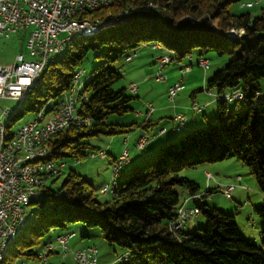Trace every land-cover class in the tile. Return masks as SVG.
Masks as SVG:
<instances>
[{
  "label": "trees",
  "instance_id": "trees-1",
  "mask_svg": "<svg viewBox=\"0 0 264 264\" xmlns=\"http://www.w3.org/2000/svg\"><path fill=\"white\" fill-rule=\"evenodd\" d=\"M241 1L115 0L107 8L86 13L90 19L107 21L122 14L127 20L81 38L48 65L30 88L28 100L19 105L23 109L13 111L8 125V132L13 135L21 120L34 118L43 109L54 111L89 54L95 53L101 62L82 88L87 97L78 113L90 123L73 124L48 142L51 156L65 168L69 159L79 165L101 152L87 141L89 138L127 136L137 128L148 134L155 125L147 121L131 125L107 122L113 114L123 116L132 110L134 97L127 89H114L122 78L115 64L141 47L160 45L161 51L176 63L186 61L188 56L202 59L209 52L229 56L228 65L207 80L202 91L206 87L222 95L240 90L244 99L216 101V124L191 130L174 142L160 145L157 152L143 157L138 152L131 154L128 148L130 159L125 165L133 166L121 180L125 165L122 167L114 176L115 183H108L109 192L104 193L108 184L101 187V193L110 194L105 200L92 180L74 170H69L58 184L64 168L44 186L42 196L30 204L29 228L25 235L23 231L18 235L19 241L11 246L8 258L21 260V264L26 263L24 259L38 262L49 240L66 233L75 236L73 227L82 225L87 230H98L108 245L128 254L122 264H264V228L263 244L259 246L243 235L234 214L205 202L208 193L218 190L211 192L210 188L200 199L193 198L201 194V188L184 175L187 169L237 158L257 180L263 195L259 213L264 219V11L254 18L249 13H232L230 6ZM232 30L238 32L237 36L229 35ZM231 103L235 104V111H230ZM241 103L246 109L238 108ZM108 155L106 151V158L96 157L107 160ZM117 158L110 160L111 165ZM178 188L187 189L190 197L182 201ZM186 201L188 206L192 201L191 206L199 207L206 225L191 232L182 228L173 232L170 225ZM85 233L83 236L89 237V232ZM116 255L117 260L121 255Z\"/></svg>",
  "mask_w": 264,
  "mask_h": 264
},
{
  "label": "rangeland",
  "instance_id": "rangeland-1",
  "mask_svg": "<svg viewBox=\"0 0 264 264\" xmlns=\"http://www.w3.org/2000/svg\"><path fill=\"white\" fill-rule=\"evenodd\" d=\"M249 3L253 4V6H247ZM229 10L235 14L249 13L253 18L259 17L264 11V0H242L241 2L232 4ZM29 36L30 30L25 29L8 40H0V66L13 65L19 54L24 55L26 61L33 60V58L29 56V51L27 50ZM230 36L233 37V35ZM159 53L166 55V53H163L160 49L155 50L152 45L144 46L131 53L133 56L131 62H127L126 58L123 57L115 64V68L119 71L122 78L116 83L114 89H127V92L131 94L134 99L130 103L132 109L130 112L123 116L113 114L108 118L107 122L120 125L143 124L146 122L147 104H152L155 109H158L152 116L153 121L156 120L158 122L148 129L151 142L141 151L136 148L134 149L133 142L130 146L131 153L137 151L143 157L152 152L154 153V151L157 152L160 145L174 142L191 130L206 127L208 124L217 123V103L207 96L211 105L208 104L210 105L209 107L205 105L207 109L205 108L202 112H196L192 109V93L195 90L202 89L205 82L210 80L217 71L226 67L230 60L229 56H219L214 52H209L202 59L193 57V69L183 78L186 89L179 93L174 102H171L169 100L168 90L171 85L180 79L181 74L179 69L181 66L180 63L171 62L164 70V74L167 75L168 80L165 82L156 81L153 75L157 71L155 60ZM57 58H60V55ZM200 60L208 61L210 68L205 70L203 66H199L198 63ZM100 62V58H97L95 53L89 54L82 66L84 74L80 80L81 85L85 86L90 82L93 72ZM131 84L138 86L139 90L137 93L129 89ZM261 86L264 88V79L261 81ZM198 96L203 98L202 93H198ZM208 101L199 103L205 104ZM0 108L9 109L13 112L18 108L22 110L23 106H19V103L15 100H0ZM238 108L246 109V105L241 103ZM229 109L230 111H235V104L231 103ZM139 113L142 117L139 116ZM178 113H182L187 117L186 125L181 132L175 131L176 123L174 122V117ZM25 120L26 119L21 120L20 124H23ZM162 128H165L166 131L160 134ZM130 134L134 135L135 132ZM163 134L165 135L161 138ZM124 136L125 135L110 137L100 136L89 138L87 141L92 146L100 148L101 151L106 152L109 148L116 151L121 146V140ZM152 155L149 156L147 160L153 157ZM108 160L109 159L102 160L99 157L93 159L87 158L83 160L81 164L75 165V160L69 159L66 162L68 166H66L62 176L59 178L58 184H61L69 170H74L83 175L88 173L89 179L92 180L95 185L94 188L99 193L101 199L105 200L110 198V194L104 196L99 190L103 185L110 183L111 174L113 175V165L110 166ZM132 166L133 163L124 166L120 177L121 180ZM206 173L213 175L220 186L214 182V178L207 180ZM184 175L201 187V193L206 190L208 183L209 187L215 185V189L218 190V192L213 193L212 196L207 194L204 198L205 202L227 214H234L236 216L237 225L243 235L247 239L252 240L255 244L262 246L263 242L261 235L264 228V219L261 217L259 210L263 209V195L259 190L255 176L244 163L237 158H231L221 162L206 163L194 169H187L184 171ZM238 177L241 179L237 181L236 179ZM232 183H235L238 188L233 191L232 197L228 198L223 189L224 186ZM178 191L180 192L182 201L190 197V193L187 189L178 188ZM30 210L31 206H28L26 208L28 219L31 217ZM29 224L30 222H28L23 230V235L26 234ZM205 225V218L203 215H199L188 220L181 230L191 232L203 228ZM186 226L187 228H185ZM73 230L76 232L74 238L70 241V246L73 251L96 246L98 248L99 260H101L103 256L105 257L106 254L109 257L116 256V254H123L119 247L108 245L98 230H87L86 227L82 225L73 227ZM85 231L89 232V237H83ZM18 237L19 236L16 237V242L19 241ZM32 237L31 235V238ZM67 258L68 259L63 258L60 251H57L56 255L52 254L49 256L48 264H74L70 263L69 257ZM71 258H73L72 255ZM24 263L36 264L37 262L24 259ZM4 264H21V260L14 262L13 257L10 256Z\"/></svg>",
  "mask_w": 264,
  "mask_h": 264
},
{
  "label": "built area",
  "instance_id": "built-area-1",
  "mask_svg": "<svg viewBox=\"0 0 264 264\" xmlns=\"http://www.w3.org/2000/svg\"><path fill=\"white\" fill-rule=\"evenodd\" d=\"M63 0H0V40H8L21 30H30V36L27 44L29 56L32 61H26L22 54L17 55L15 63L10 66H0V100H15L24 94V87L28 79H38L41 63L50 60L52 53L56 49H62L63 42L69 38L75 30H89L94 26H84L79 19L80 9H89L95 11L98 5H111L115 0H74L72 10L68 14H60V3ZM249 3L247 6H252ZM107 22H101V25ZM237 36V34H231ZM155 50H161L159 46L152 45ZM133 56L126 58L127 62H131ZM172 62V57L168 54H160L156 59L157 71L153 75L158 82L168 80L164 70ZM199 66H203L205 70L210 68L209 62L200 60ZM181 74L180 79L171 85L168 90L169 100L174 102L180 92L186 89L183 78L193 69V58L189 56L186 61L180 63ZM82 70L78 71L74 77V81H80ZM73 85V84H72ZM72 85L69 91L64 95L62 101L57 108L51 112L49 122L44 124V131H34V118L29 119L22 124L13 135H10V149H15L16 160H9L5 153H0V247L8 236L11 235V229L15 216H24L20 212V201L25 197H37L43 194L44 186L65 168V164L58 163L54 158L49 163V168H42V175L37 176V179H29V169L41 168L34 165V156L39 152L38 138H47L48 142L54 136L51 135V125H60V131L67 128V123L77 125H87L90 119H76V111L74 101H72ZM129 89L132 92H138L139 88L135 84H131ZM206 93L216 100V97H228L229 92L222 95L214 93L210 89L204 88ZM237 92L244 97L240 90ZM86 94L82 92L81 99L85 98ZM205 105L194 102L192 109L196 112H202ZM146 117L150 116L155 108L152 104H147ZM5 108H0V119L6 113ZM44 110V109H43ZM42 111V110H41ZM38 112L36 115H40ZM176 123L175 131L180 126H185L187 117L178 113L174 117ZM163 130L161 133H164ZM127 143V140L125 141ZM151 142L149 134H142L136 142L138 150L144 149ZM25 147H34L33 155L25 154ZM106 152H98L92 154L91 158L100 156L104 159ZM130 159V151L125 147L118 157L113 171V176H116L124 164V161ZM207 180L213 179L214 176L206 173ZM238 177L236 180H240ZM112 182V181H111ZM214 182L220 186L215 180ZM238 187L235 183L224 186V193L228 198L232 197L233 191ZM106 193V186L104 187ZM201 194H197L193 198L200 199ZM186 201L178 210L177 217L170 227L174 230H180L183 225L196 216L197 211H200L198 206H188ZM73 233L60 234L54 240H49L46 244V250L53 252L60 251L62 254H68L70 246V237ZM79 255V254H78ZM98 248L91 246L87 248V257H82L86 264H99ZM128 255L123 254L121 256ZM119 258V257H118ZM42 261L43 259H38ZM114 264V262L112 263Z\"/></svg>",
  "mask_w": 264,
  "mask_h": 264
},
{
  "label": "bare ground",
  "instance_id": "bare-ground-1",
  "mask_svg": "<svg viewBox=\"0 0 264 264\" xmlns=\"http://www.w3.org/2000/svg\"><path fill=\"white\" fill-rule=\"evenodd\" d=\"M74 6V0H63L60 3V14H68L69 10H72ZM109 7V5H98L97 9L95 11L104 9ZM251 7V6H249ZM90 11L89 9H80L79 10V19H81L82 24L84 26H94L91 27L89 30H75L74 33H71L69 35V38L66 39L65 42H63L62 49H56L53 51L52 56L50 60H47L43 63H41V67L39 69L38 73V79L42 75V73L46 70L48 65H50L59 55L65 53V51L72 46L75 42L80 40L83 37H91L98 33H100L105 26L108 25H117L120 22H124V20H127V18H122V14L119 15L118 19H109L107 21H104L100 18L90 19L89 17H86V13ZM128 14V12H126ZM101 22H107L101 25ZM237 34L235 30H232L229 32V34ZM241 34H243V31H240ZM235 37V36H233ZM162 48L160 45H155ZM189 57V56H188ZM84 72L82 71L81 78L83 76ZM38 79H28L26 81L25 87H24V94L18 98L17 102L19 105L24 104L28 100V92L30 88L33 86L34 82ZM81 80V79H80ZM83 85H81L80 81H73L72 85V101H74L75 111H76V119H81L78 115L80 104L82 102L81 95ZM87 96H85L86 98ZM222 99L223 101H228V97H216L215 102ZM229 99L231 101H241L244 99V97L241 96V94H237V92H229ZM206 107L203 108V111ZM12 111L7 109L6 113L2 116L0 119V153H5V156L8 157L9 160H16V153L15 149H10V134L8 132V125L11 120ZM51 118V112H45L44 110L41 111L40 115H36L34 118V131H44V124L46 122H49ZM26 123V121L24 122ZM23 123V124H24ZM74 123H67V127L73 125ZM186 125V124H185ZM185 126H180L176 131L181 132L182 129ZM60 132V125H51V135H56ZM38 145H39V152L34 156V165L35 166H41V168H34L29 169V179H37V176L42 175V168H49V163L54 158L51 156V150L48 146V140L47 138H38ZM25 154L26 155H33L34 154V147H25ZM106 158V155L105 157ZM118 159V158H117ZM117 161V160H116ZM129 162V159L124 161L123 166ZM115 164H113V171L115 169ZM122 166V167H123ZM121 167V170H122ZM112 183L114 184V180H112ZM111 183V185H112ZM110 184L106 185V193L110 191ZM209 183L207 184L206 190L202 193V196L205 195L209 190ZM42 194H39L37 197H25L20 201V212L24 213V216H15L13 227L11 229V235L5 238L3 241L1 247H0V264H4L5 260L8 258V253L11 248V246L14 244L16 237L24 230L28 223V217H27V211L26 208L30 206L32 202L37 201ZM201 214V211H197L196 216H199ZM170 229L173 232H176L178 230H174L173 227H170ZM74 238L73 236L70 237V241ZM52 250H46V247L40 252L38 259H43L45 262L44 264L49 263V255L52 253ZM79 254V255H78ZM72 255L73 259L76 261L77 264H86L85 260H82V257H87V248L79 249L77 251H73L71 247H68V254H62L63 258L70 257ZM128 260V255L120 256L117 260L114 261V264H122ZM36 264H42V261H38Z\"/></svg>",
  "mask_w": 264,
  "mask_h": 264
},
{
  "label": "crops",
  "instance_id": "crops-1",
  "mask_svg": "<svg viewBox=\"0 0 264 264\" xmlns=\"http://www.w3.org/2000/svg\"><path fill=\"white\" fill-rule=\"evenodd\" d=\"M160 54H162V53H159V54H157V56H159ZM156 59H157V57H156ZM155 65H156V60H155ZM262 87V86H261ZM263 89V92H264V88H262ZM198 93H202L203 94V98H201V97H199L198 96ZM210 97V98H212L211 96H209L207 93H206V91L205 90H203L202 91V89H198V90H195V91H193V93H192V104L194 103V102H205V101H208L209 100V98L208 97ZM213 99V98H212ZM214 101V100H213ZM208 104H210L211 105V103L208 101V102H206L205 104H203V105H208ZM210 105H208V107L210 106ZM155 108V107H154ZM207 109V108H206ZM158 111V109L156 108L155 110H154V112L150 115V116H148V118L147 117H145V121H147V122H151V124H155L156 125V123L158 122V121H156V120H154L153 121V119H152V116L154 115V113H156ZM139 116L140 117H142V115L139 113ZM163 130H165V128H162L161 129V131H160V134H162L161 132L163 131ZM166 131V130H165ZM135 132V134L133 135V134H130V135H127V136H124V138L122 139L123 140V142H122V140H121V146L116 150V151H113L111 148H109L108 149V153H109V155H108V162H109V164H110V166H111V163H110V160H114L115 158H117L120 154H121V152H122V150H123V148L125 147V146H127L129 149H131L130 148V146H131V144H132V142H133V145H134V149L136 148L135 147V145H136V142L139 140V138H140V136L143 134V133H145V131L143 130V129H141V128H137V130H135L134 131ZM164 135L165 134H163V135H161V138L162 137H164ZM158 137V136H157ZM156 137V138H157ZM160 138V137H159ZM125 140H127V143H125ZM135 152H137V151H135ZM135 152H132L131 154H135ZM209 172V171H208ZM106 173V172H105ZM107 174V173H106ZM85 176H87L88 178H89V175H88V173H86V174H84ZM114 179V176L111 174V181ZM110 181V182H111ZM221 183V182H220ZM108 184V183H107ZM221 184H223V183H221ZM106 185V184H105ZM104 186V185H103ZM211 187V189L212 190H210L211 192L215 189V185L214 186H210ZM201 188V187H200ZM100 191H102V189H100ZM102 194L105 196V194L102 192ZM208 194H210V193H208ZM211 195V194H210ZM213 195V194H212ZM211 195V196H212ZM186 199H188V198H186ZM214 200V199H213ZM189 205L191 206L192 205V201H189ZM185 228H187V226L185 227ZM86 233L85 234H87V231H85ZM87 236V235H86ZM86 236H83V237H86ZM82 245H83V243H82ZM54 255H56V254H54ZM58 256V255H57ZM116 258H117V255L116 256H112V257H109L107 254H106V256L104 257H102L101 258V260H99V264H112L115 260H116ZM66 259H68V258H66ZM69 260H70V263H74V264H76V262H75V260L73 259V258H71V256L69 257ZM66 261V260H65Z\"/></svg>",
  "mask_w": 264,
  "mask_h": 264
}]
</instances>
